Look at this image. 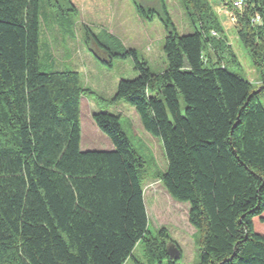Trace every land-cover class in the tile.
<instances>
[{
  "label": "trees",
  "instance_id": "trees-1",
  "mask_svg": "<svg viewBox=\"0 0 264 264\" xmlns=\"http://www.w3.org/2000/svg\"><path fill=\"white\" fill-rule=\"evenodd\" d=\"M41 1L0 0V264H124L139 242L148 264H178L166 230H148L144 160L119 115L92 113L111 149H80V97L88 91L77 70H41ZM160 1V15L132 3L145 19L156 13L166 31L161 73L87 27L85 43L108 65L133 61L137 75L119 80L112 101L130 105L159 138L166 160L159 179L170 198L189 205L195 264H264V76L253 86L229 70L239 63L208 0H177L194 28L182 35ZM222 1L230 8L232 0ZM244 1L236 34L262 67L264 0ZM255 14L260 23H252Z\"/></svg>",
  "mask_w": 264,
  "mask_h": 264
},
{
  "label": "rangeland",
  "instance_id": "rangeland-1",
  "mask_svg": "<svg viewBox=\"0 0 264 264\" xmlns=\"http://www.w3.org/2000/svg\"><path fill=\"white\" fill-rule=\"evenodd\" d=\"M48 1L51 3L49 6L44 0L40 2V62L46 66V69L41 66V70L68 68L79 72L80 85L88 91L80 97V149L112 148L109 139L95 126L92 113L109 112L119 115L122 130L134 150L144 160L143 197L149 232L155 236L163 227L180 249L181 258L178 264H195L197 246L195 230L187 219L189 205L170 198L159 179L160 173L166 168L159 138L142 128L136 112L130 105L122 100L112 101L119 80L132 79L137 75L133 61L131 58L112 59L111 65H108L102 60H107L106 56L99 53V58L95 57L90 47L92 45L88 46L84 38L87 27L108 48L115 49V43L126 48L124 44L126 45L130 38L124 29L131 28L137 33L132 37V41L140 45H136L139 58L145 60L153 73H161L166 67L162 49L166 31L156 16V13L162 14L161 1L134 0L144 9H153L156 12L151 19L141 17L135 11L132 0H70L72 10H69L64 1ZM163 1L177 33L182 35L192 32L194 28L179 2ZM59 3L60 16L55 13L60 11L57 7ZM208 3L222 28L220 35L224 37L226 45H229L239 63L238 66H229V70L250 81L253 86L260 85L261 77L264 76V65L257 67L253 64L249 51L236 34L238 18L243 11L235 13L233 22L229 14L234 12L225 6L224 1L208 0ZM138 32L143 34V39L139 37ZM46 53L48 56L51 54L53 60L51 57L50 60L45 59ZM259 100L264 107V93L260 95ZM181 106L183 108L182 101ZM259 222L264 230V216ZM260 226L257 225L258 228H261ZM125 264H148L142 242L137 243L133 249V258L127 259Z\"/></svg>",
  "mask_w": 264,
  "mask_h": 264
},
{
  "label": "built area",
  "instance_id": "built-area-1",
  "mask_svg": "<svg viewBox=\"0 0 264 264\" xmlns=\"http://www.w3.org/2000/svg\"><path fill=\"white\" fill-rule=\"evenodd\" d=\"M245 7V1L244 0H232L230 2V8L233 13L229 14L231 16V20L235 22V13H241L244 10ZM252 23H260L261 17L258 14H255L253 18L251 19ZM210 34L212 36L218 37L217 33L214 31H211Z\"/></svg>",
  "mask_w": 264,
  "mask_h": 264
},
{
  "label": "crops",
  "instance_id": "crops-1",
  "mask_svg": "<svg viewBox=\"0 0 264 264\" xmlns=\"http://www.w3.org/2000/svg\"><path fill=\"white\" fill-rule=\"evenodd\" d=\"M142 26V25H141ZM142 31V30H141ZM124 32H126L127 34H128V36H129V40L127 41V44L125 45L124 44V46L126 47V48H132V49H137L136 48V45H139L138 43H133V41H132V37H134V35L135 34H137L136 33V31L135 30H133V29H131V28H126V29H124ZM139 34H140V38H142L143 39V34H141L140 32H138ZM140 46V45H139ZM109 147V146H108ZM109 149H111V148H108L107 150H109ZM85 150H88L87 148L85 149ZM146 209V208H145ZM126 262V261H125ZM125 264V263H124Z\"/></svg>",
  "mask_w": 264,
  "mask_h": 264
},
{
  "label": "water",
  "instance_id": "water-1",
  "mask_svg": "<svg viewBox=\"0 0 264 264\" xmlns=\"http://www.w3.org/2000/svg\"><path fill=\"white\" fill-rule=\"evenodd\" d=\"M167 253L171 259H176L179 257V251L174 245L167 247Z\"/></svg>",
  "mask_w": 264,
  "mask_h": 264
}]
</instances>
